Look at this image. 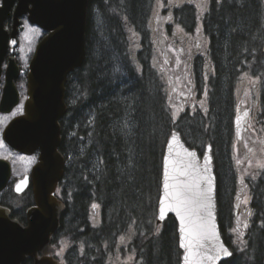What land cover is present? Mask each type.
Returning <instances> with one entry per match:
<instances>
[{"label": "trees", "instance_id": "trees-1", "mask_svg": "<svg viewBox=\"0 0 264 264\" xmlns=\"http://www.w3.org/2000/svg\"><path fill=\"white\" fill-rule=\"evenodd\" d=\"M155 1L89 0L86 56L81 68L69 76L68 111L62 120L61 148L70 156L66 176L70 188L63 199L61 230L52 238V246L58 250L64 239L69 243L62 249L64 264H109L119 238L126 235L135 264H180L176 220L170 216L162 226L156 225L165 146L176 129L200 155L206 144L212 145L218 221L233 252L221 264H264V176L254 183L247 179L252 213L244 222L240 251L231 234L238 221L236 196L241 192L231 157L232 123L225 134L216 124L211 137L210 120L189 116L191 129L186 131L183 121L175 122L161 73L154 65L149 22ZM169 11L173 21L194 31L192 4ZM203 26L210 43L207 56L214 67L209 79L210 110L216 116L223 103L231 110L229 100L239 75L263 69L262 0H209ZM198 69L199 64L195 73L202 91L204 80ZM80 77L84 78L82 96L76 87ZM92 202L101 209L98 224L89 218Z\"/></svg>", "mask_w": 264, "mask_h": 264}, {"label": "water", "instance_id": "water-1", "mask_svg": "<svg viewBox=\"0 0 264 264\" xmlns=\"http://www.w3.org/2000/svg\"><path fill=\"white\" fill-rule=\"evenodd\" d=\"M17 3V4H16ZM89 0H2L0 5V76L8 53L7 84L0 108L9 110L18 102V94L13 80L19 75L15 50L19 45L21 18L28 15L30 23L37 25L48 35L38 44L29 73V99L26 116L13 122L8 128V143L14 148L28 150L30 141L35 149H41V163L37 168V206L28 212L29 226L9 218V212L0 208V264H22L27 257L34 264H60L53 255L51 239L60 229V220L65 205L53 197L58 181L64 174V157L58 152L61 144L60 119L67 113L66 89L70 73L81 68L86 56V26ZM263 11H264V0ZM14 13L12 10L14 6ZM13 19L12 29L5 25ZM264 52V48H263ZM249 108H241L234 118V131L238 141L247 129ZM29 119L31 121H29ZM28 120V121H27ZM194 154V155H192ZM187 176L181 175L184 166ZM206 169V171H205ZM167 173V175H166ZM1 176V172H0ZM204 176L208 183L197 178ZM196 181L202 189L211 188V224L215 226L216 247H228L222 236L218 221L217 177L213 148L206 144L202 155L183 140L181 133L173 129L168 137L161 173V187L156 210V225H162L170 216L177 222L178 245L181 250L180 264H185V249L181 248V222L175 212L167 207L165 183L173 179ZM7 173L3 183H6ZM164 201L165 215L159 217L161 201ZM94 214L96 210L94 209ZM229 248V247H228ZM230 251H232L229 248ZM233 256H218L214 264H221ZM204 264L213 262L204 261Z\"/></svg>", "mask_w": 264, "mask_h": 264}, {"label": "rangeland", "instance_id": "rangeland-1", "mask_svg": "<svg viewBox=\"0 0 264 264\" xmlns=\"http://www.w3.org/2000/svg\"><path fill=\"white\" fill-rule=\"evenodd\" d=\"M186 4H192L196 8L193 32L173 21L170 15L169 9L174 6L182 8ZM208 7L209 0H156L154 2L149 22L151 41L155 52L154 65L157 72L161 73L163 88L174 120L177 123L183 121L185 131L191 129L188 122V118H191L189 116H195L200 120H210L209 136L214 137L212 130L216 124H218L216 128L225 134L230 129V122L234 130V118L237 112L241 108L250 109L247 129L241 140L237 141L235 132L232 136L231 157L239 176L237 191L239 192L241 189V192L236 196V205L239 209L237 225L234 228L236 231L232 229L231 234L232 241L240 250L244 236V222L252 213V193L247 179L254 183L260 175L264 176V167L259 166L264 164V63L261 71L254 69L239 75L235 80L233 96L229 100V103L233 102L231 110H228V106L223 103L219 109L215 110L217 114L214 116L211 113L209 101V79L210 75L214 73V67L207 56L210 43L203 26V17ZM43 33L41 28L31 25L26 19L23 20L19 33L20 43L15 51V57L20 64L25 66L33 59L37 45L44 36ZM204 56L206 59L202 61L200 57ZM196 61H200L198 70L199 73L202 71L204 80L201 81L202 91L199 89L200 84L198 85L195 73L198 66ZM225 89L226 87H223V101L226 100ZM199 92L201 93L199 94ZM183 116H187V118L181 120ZM190 133L189 131L188 134ZM93 205H97V215L94 218L93 214L89 213V218L93 223L94 221L98 223L102 217L101 209L94 202L91 203L90 208H94ZM64 240L62 241L63 245L58 248L59 259L63 257L64 248L69 247V243ZM130 241L126 235L119 238L116 252L109 256V264L136 263L134 252L130 250Z\"/></svg>", "mask_w": 264, "mask_h": 264}, {"label": "flooded vegetation", "instance_id": "flooded-vegetation-1", "mask_svg": "<svg viewBox=\"0 0 264 264\" xmlns=\"http://www.w3.org/2000/svg\"><path fill=\"white\" fill-rule=\"evenodd\" d=\"M15 7L16 6H14V8ZM25 19L27 21L29 20L28 15L22 17L21 26L23 20ZM12 24L13 19H10L6 22L8 27H12ZM43 34L44 38L48 33L44 32ZM10 55L11 54L8 53L2 66V72L0 76V102L4 96V89L7 84V69L9 64L8 59ZM17 65L19 75L13 80V84L18 94V102L9 110L0 108V208L9 212L8 216L10 219L18 221L24 227H28V212L37 206L35 190L37 186V168L41 163L42 151L41 149H35V147H33L32 141H30L28 150L14 148L7 141V131L10 125L26 116L27 110L25 106L27 100L29 99V73L32 60L29 61L25 66L17 61ZM77 81L78 85L76 87L79 90V95L82 96L85 89L83 85L84 78L80 77L77 79ZM68 82L69 77L65 85L66 92ZM63 118L59 121L61 128V144L59 146L58 152L64 157V174L56 184L53 197L64 203L63 199L66 195H68V189L70 188V184L66 178L67 168L70 163V156L65 155L61 148L64 140L62 129ZM29 121L31 120L29 119ZM6 173L7 180L5 181L6 183H3L4 181H2V179H4V175ZM18 187L20 188L19 191L17 190ZM88 211L94 216V209L90 208V206L88 207ZM54 257L64 264L61 259H59L58 250L55 251ZM22 264H34V260L30 257H27Z\"/></svg>", "mask_w": 264, "mask_h": 264}, {"label": "snow or ice", "instance_id": "snow-or-ice-1", "mask_svg": "<svg viewBox=\"0 0 264 264\" xmlns=\"http://www.w3.org/2000/svg\"><path fill=\"white\" fill-rule=\"evenodd\" d=\"M259 166L264 167V164ZM188 169L195 171L194 166L189 163L184 166V170L180 174L187 176ZM172 179L173 183L166 182L164 185L166 189L165 199L168 201L167 207L175 212L181 222V240L185 242L181 243L180 247L185 249V264H204L205 260L214 264L218 256L230 257L232 251L228 247L221 244L217 248L214 242L217 237L214 230L215 226L210 222L212 217L210 211L211 197L209 195L211 188L202 189L200 183L196 181ZM197 179L209 185L211 183L204 176H199ZM17 190L19 191L20 188L18 187ZM93 207H97V205H93ZM164 215L165 206L162 200L159 217L163 218ZM245 227H247L246 224ZM241 242L243 243V241Z\"/></svg>", "mask_w": 264, "mask_h": 264}]
</instances>
